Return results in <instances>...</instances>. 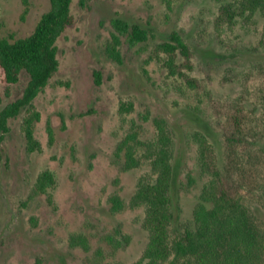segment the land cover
Segmentation results:
<instances>
[{
	"label": "rangeland",
	"instance_id": "374dc122",
	"mask_svg": "<svg viewBox=\"0 0 264 264\" xmlns=\"http://www.w3.org/2000/svg\"><path fill=\"white\" fill-rule=\"evenodd\" d=\"M49 5L50 0H0V34L28 35ZM217 6V0H72L74 21L56 41L58 69L34 98L41 150L26 149L24 111L9 120L0 142V264L139 259L148 240L141 224L143 209L126 206L112 213L108 197L119 194L127 201L140 174L149 169L144 164L125 170L116 145L138 124L143 127L141 137L152 139L155 117L164 118L172 131L176 216L181 222L192 220L208 178L197 164L194 133L202 131L222 150L206 91L236 97L243 72L255 63L264 64V51L252 48L264 26V10H258L253 21L239 20L233 30L217 34L212 23ZM120 17L147 27L149 37L130 42L121 35L122 62H117L105 47L115 31L112 20ZM175 29H183L193 52L189 74L198 86L170 73L165 54L157 49ZM2 76L0 68V109L21 96L28 81L24 70L14 84L5 83ZM44 169L56 178L50 190L53 201L45 193L32 194ZM115 227L130 239L112 251L104 236ZM75 232L88 237L87 250L69 244Z\"/></svg>",
	"mask_w": 264,
	"mask_h": 264
},
{
	"label": "trees",
	"instance_id": "16d2710c",
	"mask_svg": "<svg viewBox=\"0 0 264 264\" xmlns=\"http://www.w3.org/2000/svg\"><path fill=\"white\" fill-rule=\"evenodd\" d=\"M71 2L50 0L49 8L24 37L0 34L2 80L14 84L21 71L28 75L21 96L0 109V142L9 130V120L24 111L22 130L26 149L41 150L35 136L40 112L35 108L34 98L58 69L56 41L74 21ZM217 2L212 19L217 34L225 28L233 30L239 20L253 21L255 13L264 10V0ZM112 24L115 31L105 52L122 62L121 35H127L130 42L146 41L149 29L122 17L113 19ZM201 33L206 30L202 29ZM252 48L264 51V26L258 30ZM157 49L165 54L164 63L170 73L184 79L189 86H198L197 78L189 74L194 66L193 52L185 41L183 29L172 30ZM206 94L217 118L222 150L219 152L202 131L194 133L197 164L208 178L201 186L192 220L181 222L176 216L172 193L173 137L167 121L162 117L152 120V139H143V127L133 125L117 143L116 154L122 157L125 170L144 164L149 169L140 174L127 201L119 194H111L108 202L112 213L126 206L142 208L141 224L148 240L141 257L135 261L97 264H264V64L255 63L243 72L236 97H216L209 89ZM48 133L51 139L50 128ZM55 184L54 173L44 169L36 177L32 194L45 193L53 201L50 190ZM129 239L120 227L104 236L112 251L125 247ZM69 244L87 250L89 239L84 233L75 232L70 234Z\"/></svg>",
	"mask_w": 264,
	"mask_h": 264
}]
</instances>
